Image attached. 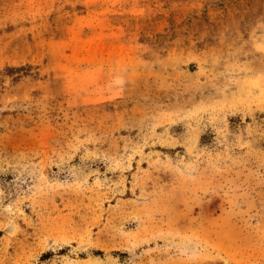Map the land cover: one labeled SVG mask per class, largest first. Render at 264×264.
I'll return each instance as SVG.
<instances>
[{
    "label": "rangeland",
    "instance_id": "1",
    "mask_svg": "<svg viewBox=\"0 0 264 264\" xmlns=\"http://www.w3.org/2000/svg\"><path fill=\"white\" fill-rule=\"evenodd\" d=\"M0 264H264V0H0Z\"/></svg>",
    "mask_w": 264,
    "mask_h": 264
}]
</instances>
